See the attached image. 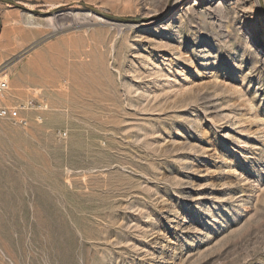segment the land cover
<instances>
[{"label": "rangeland", "instance_id": "rangeland-1", "mask_svg": "<svg viewBox=\"0 0 264 264\" xmlns=\"http://www.w3.org/2000/svg\"><path fill=\"white\" fill-rule=\"evenodd\" d=\"M0 264H264V0H0Z\"/></svg>", "mask_w": 264, "mask_h": 264}, {"label": "built area", "instance_id": "built-area-1", "mask_svg": "<svg viewBox=\"0 0 264 264\" xmlns=\"http://www.w3.org/2000/svg\"><path fill=\"white\" fill-rule=\"evenodd\" d=\"M10 90L9 81L3 79L0 81V120H10L21 126H27L28 120L21 116V112L30 110L33 102H30L28 107L23 105L11 107L9 99L5 96Z\"/></svg>", "mask_w": 264, "mask_h": 264}]
</instances>
